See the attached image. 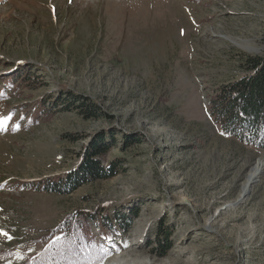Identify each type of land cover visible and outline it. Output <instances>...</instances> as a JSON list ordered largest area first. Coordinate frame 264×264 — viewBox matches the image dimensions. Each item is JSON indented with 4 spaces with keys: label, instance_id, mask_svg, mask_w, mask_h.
I'll return each instance as SVG.
<instances>
[{
    "label": "rangeland",
    "instance_id": "rangeland-1",
    "mask_svg": "<svg viewBox=\"0 0 264 264\" xmlns=\"http://www.w3.org/2000/svg\"><path fill=\"white\" fill-rule=\"evenodd\" d=\"M263 39L264 0H0V77L13 73L19 87L0 99V264H24L77 210L136 212L103 241L121 251L102 264L125 252L143 264H264V150L225 134L208 111L220 86L245 75L244 59L264 53ZM38 101L52 116L32 124ZM98 133L113 135L99 161L117 175L69 194L20 189L74 170ZM256 163L249 201L204 229Z\"/></svg>",
    "mask_w": 264,
    "mask_h": 264
},
{
    "label": "trees",
    "instance_id": "trees-1",
    "mask_svg": "<svg viewBox=\"0 0 264 264\" xmlns=\"http://www.w3.org/2000/svg\"><path fill=\"white\" fill-rule=\"evenodd\" d=\"M262 41L264 46V39ZM242 65L245 75L220 86L210 99L208 111L225 134L247 146L264 150V53L245 58ZM23 75L22 81L32 82L29 76V80H26ZM0 84V99L6 95L5 88L18 94L19 87L13 79V73L1 76ZM67 97L64 99L67 103L76 99L69 94ZM59 102L60 96L53 105ZM79 103L85 109L86 117H99V111L92 103L84 100ZM29 116L32 124L37 123L40 117L48 121L52 116L51 108L45 107L43 101H38L30 108ZM111 139L112 134L94 135L84 147L74 170L62 177L22 182L19 184L20 189L69 194L87 182L114 177L118 173L116 163L111 162L104 167L99 161L114 145ZM135 215L136 212L131 211L126 216L119 213L107 216L98 212L72 211L63 216L52 230L38 238L37 242L42 246L40 251L25 260L24 264H102L113 253L121 251L117 246L103 244V241L112 242L125 233ZM167 232L161 231L154 236V250L159 257L166 256L170 248Z\"/></svg>",
    "mask_w": 264,
    "mask_h": 264
},
{
    "label": "bare ground",
    "instance_id": "bare-ground-1",
    "mask_svg": "<svg viewBox=\"0 0 264 264\" xmlns=\"http://www.w3.org/2000/svg\"><path fill=\"white\" fill-rule=\"evenodd\" d=\"M262 172H263V165L261 163H258V164L256 163L255 166L248 173L246 180L244 182V185L242 186L240 190L239 197L234 202L228 204L226 208L220 209L217 214H214L210 219H208L206 223L204 224V229L212 232L211 228L214 226L215 219L222 217L231 211L236 210L237 207L249 201L250 194L253 188L259 182ZM243 232H246L245 235L249 239H252V237H255V231H253L252 229H249L248 231H243ZM129 253L131 254V252H128V253L125 252L118 258L109 261L107 264H143L142 262H139L136 259L130 258Z\"/></svg>",
    "mask_w": 264,
    "mask_h": 264
},
{
    "label": "snow or ice",
    "instance_id": "snow-or-ice-1",
    "mask_svg": "<svg viewBox=\"0 0 264 264\" xmlns=\"http://www.w3.org/2000/svg\"><path fill=\"white\" fill-rule=\"evenodd\" d=\"M2 123H3V122H0V124H2ZM0 235H6V234L0 232ZM8 238L11 239V237H8Z\"/></svg>",
    "mask_w": 264,
    "mask_h": 264
}]
</instances>
